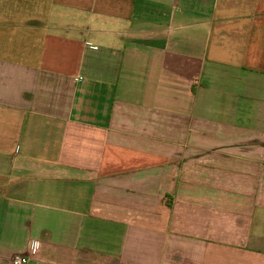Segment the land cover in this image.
Returning <instances> with one entry per match:
<instances>
[{"label":"crops","instance_id":"obj_1","mask_svg":"<svg viewBox=\"0 0 264 264\" xmlns=\"http://www.w3.org/2000/svg\"><path fill=\"white\" fill-rule=\"evenodd\" d=\"M16 253L264 264V0H0Z\"/></svg>","mask_w":264,"mask_h":264},{"label":"built area","instance_id":"obj_2","mask_svg":"<svg viewBox=\"0 0 264 264\" xmlns=\"http://www.w3.org/2000/svg\"><path fill=\"white\" fill-rule=\"evenodd\" d=\"M80 78L75 79V81H79ZM28 258L27 256L21 254V253H16L14 254L11 259H10V264H28Z\"/></svg>","mask_w":264,"mask_h":264}]
</instances>
